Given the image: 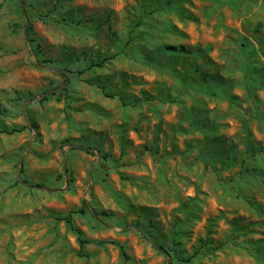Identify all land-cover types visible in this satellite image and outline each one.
<instances>
[{
	"label": "rangeland",
	"instance_id": "1",
	"mask_svg": "<svg viewBox=\"0 0 264 264\" xmlns=\"http://www.w3.org/2000/svg\"><path fill=\"white\" fill-rule=\"evenodd\" d=\"M12 126L0 264H264V0H0Z\"/></svg>",
	"mask_w": 264,
	"mask_h": 264
},
{
	"label": "trees",
	"instance_id": "2",
	"mask_svg": "<svg viewBox=\"0 0 264 264\" xmlns=\"http://www.w3.org/2000/svg\"><path fill=\"white\" fill-rule=\"evenodd\" d=\"M151 11H152V9H150ZM30 29H31V25H27V27H26V31H27V33L29 34L30 33ZM143 40V39H142ZM161 48L164 50V52H166L169 56H183V55H189L191 52H192V54L193 55H195V54H199V52H200V50L199 49H193L192 51H191V48H188V47H185V46H183V45H166V46H161ZM187 49H189V50H187ZM46 61H51V60H46ZM92 63V62H91ZM94 65H100V62H93L92 63V66H94ZM188 71H191V68L188 70ZM193 71L195 72V73H197L198 74V79H196V78H193V81H199V82H201L202 84H201V87L202 88H204V89H206V88H210V87H212V85L214 84V83H218V82H220L221 81V78L220 77H214V76H211V75H209L208 74V76L207 77H205V78H201L200 76H201V74H200V72H199V70L197 69V68H193ZM209 77V78H208ZM182 79H185V76L183 75L182 76ZM220 79V80H219ZM211 82H213V83H211ZM204 91H206V90H204ZM212 93H214V94H217V92L216 91H214V92H212ZM51 95H53V93H50V94H48V95H45L43 98H42V100H44V99H48ZM121 100H122V98H121ZM123 101V100H122ZM123 104H125V102L123 101ZM26 126H12V127H2V128H0V132H4V133H8V134H11V133H15V132H19V131H21L23 128H25ZM82 149H85L86 151L88 150L87 148H83L82 147ZM22 182L23 183H28V181H25V180H22ZM34 186L35 187H41V186H43V184L42 183H39V182H36L35 184H34ZM88 204L85 202V201H83L82 203H81V206H79L78 208H76L75 210H72V211H69L68 213H66L65 215H63V216H59V217H57L56 219L57 220H64L65 221V223L70 227V229L72 230V231H74L75 232V234H76V236H77V240H78V243H79V246H80V248H82L83 247V245L84 244H86V243H88V242H90L89 240H87V239H85V238H83L82 237V234H81V231L74 225V223H73V219H72V217H73V214H77V213H79V214H83V213H85L86 211H88ZM105 242H109V243H113V244H116V245H118L119 247H120V249H121V251H122V254L125 256V257H127V255H126V253L124 252V250H123V248H122V245L121 244H119L117 241H115V240H106ZM158 248L160 249V250H162L165 254H168V251L167 252H165L164 250H163V246L162 245H158ZM77 254L78 255H80V256H82V255H85V254H83L82 252H81V250H78L77 251ZM174 256V255H173ZM175 257H176V254H175ZM178 259V258H177ZM187 259H190V257L189 258H186V259H184V261L185 260H187ZM167 264H172L170 261H167Z\"/></svg>",
	"mask_w": 264,
	"mask_h": 264
},
{
	"label": "water",
	"instance_id": "3",
	"mask_svg": "<svg viewBox=\"0 0 264 264\" xmlns=\"http://www.w3.org/2000/svg\"><path fill=\"white\" fill-rule=\"evenodd\" d=\"M43 94H44V93L38 95L36 98H33V99H31V100H28V101L26 102V104L24 105L23 113H24L25 119H26L27 121H28V118H27V113H26V110H25L26 105L29 104V103H31V102H33V101H35V100H37V99H39V98H41V97L43 96ZM18 164H19V166H20V161H19ZM19 171H20V168H18V172H19Z\"/></svg>",
	"mask_w": 264,
	"mask_h": 264
}]
</instances>
